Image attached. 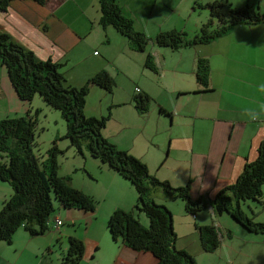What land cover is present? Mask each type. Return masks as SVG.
<instances>
[{"label": "crops", "instance_id": "obj_1", "mask_svg": "<svg viewBox=\"0 0 264 264\" xmlns=\"http://www.w3.org/2000/svg\"><path fill=\"white\" fill-rule=\"evenodd\" d=\"M168 2L117 0L122 14L130 18L135 30L147 38L153 39L158 33L170 30L184 32L188 37L185 26L190 16L179 18L184 23L177 27V18L172 16ZM99 18L97 0H43L42 4L36 0H17L10 3L5 13H0V32L31 51L37 61L51 60L61 64L60 70L80 58L82 44H79V38L88 39L87 46L93 50L103 47L102 56H92V68L80 75L90 79L104 70L114 79L115 87L108 93L91 86L86 99L93 93L99 107L93 108L92 113L89 108L84 111L85 115L102 117L110 108L111 117L102 130L110 143L143 162L156 179L167 181L173 187L189 183L191 198H201L209 205L206 211L192 217L185 213L180 200L181 206L157 189L152 191L153 201L172 213L176 248L190 253L196 264H264L263 246L261 252H226L233 250L232 239L237 232L224 220L223 216L229 217L227 214L215 217L211 208L216 194L236 181L245 162L255 160L257 148L264 140V109L260 107L264 105V91L260 88L264 85V23L237 25L209 44L171 50L157 47L150 41L144 52H135L112 27H101ZM147 54L153 57L156 73L144 66ZM197 58L208 61L207 87L195 80ZM117 78H121L120 92H117ZM69 84L72 87L84 85L78 78ZM137 89L151 97L145 114H139L132 102ZM0 99L8 104V114H26L32 103L19 100L2 66ZM160 108L169 116L159 113ZM252 112L256 113L255 118ZM147 120L151 128L145 135L150 139L134 133L137 129L144 131L149 125L145 124ZM84 152L81 154L83 160ZM92 161L98 163L99 172L103 174L104 199L109 194L114 195V203L105 208L101 223L94 225L96 219L92 213L59 207L43 235L31 237L19 229L13 235L12 245L0 241V264H18L26 253L22 247L26 242L32 247L27 253L34 259L29 264H62L69 237L83 242L81 260L87 264H93L100 253L95 252L102 249L103 255L98 257L96 264H156L151 253L136 252L120 240H111L104 226L106 220L116 209L131 210L137 194L129 181L97 160ZM73 184L71 179V185L81 190ZM11 195L10 186L0 182V210ZM56 219L62 222L58 228L55 227ZM77 221L85 223L83 234L64 229L65 223L68 228H74ZM195 224L214 225L219 230L220 246L215 252L201 250ZM228 231L231 237H227ZM96 232L101 234L97 242L90 236ZM245 232L244 237L249 238L251 233ZM37 238L42 240L37 241ZM53 240L59 243L61 253L48 248L46 257L41 250L50 247ZM39 254L42 257L37 260Z\"/></svg>", "mask_w": 264, "mask_h": 264}, {"label": "trees", "instance_id": "obj_2", "mask_svg": "<svg viewBox=\"0 0 264 264\" xmlns=\"http://www.w3.org/2000/svg\"><path fill=\"white\" fill-rule=\"evenodd\" d=\"M13 1L17 0H0V13H5ZM36 1L43 3V0ZM97 3L100 26L112 27L135 52H144L150 41L157 47L171 50L209 44L237 25L264 23V14L259 13V7L252 4L234 7L228 2L213 1L204 6L210 19L201 25L196 36L188 38L184 32L170 30L149 39L135 30L133 21L122 14L117 0H97ZM213 19L217 20V25ZM0 66L5 68L19 100L30 103L38 96L46 106L60 113L66 129L62 139L69 141V148L79 155L85 151L134 187L137 200L133 208L129 211L116 209L107 220L111 240H120L136 252L151 253L156 264H196L192 255L175 247L177 238L172 214L164 205L156 204L151 193L158 188L169 200H180L185 213L192 217L209 208L207 201L192 199L189 183L173 187L167 181L156 179L143 162L110 143L102 134L111 117L110 108L107 115L100 118L84 114L90 87L111 93L115 87L114 79L102 70L81 87L68 86L60 73L61 64L51 60L37 61L31 51L1 32ZM144 66L157 72L150 54H147ZM209 72L208 61L197 58L195 80L199 85L207 87ZM134 92V108L139 114L147 113L151 97L139 89ZM159 113L169 116L162 108ZM38 114L37 110L34 114L28 110L25 116L0 120V182L7 183L12 189V195L3 202L0 210V241L7 244L12 243V237L19 229L31 237L43 235L56 207L91 214L96 206L89 195L72 187L69 177L57 175V158L63 152L55 141L45 153L39 152L35 141ZM248 201L264 204V140L257 148L255 160L245 162L236 181L216 194L211 208L215 217L227 214L245 231L264 234V221L255 222L254 217L249 218L241 210V205ZM139 214L147 218L148 227L140 223ZM195 228L201 250L215 252L220 246L219 230L214 225L195 224ZM227 237H231L229 231ZM83 252V242L69 237L62 264H79Z\"/></svg>", "mask_w": 264, "mask_h": 264}, {"label": "rangeland", "instance_id": "obj_3", "mask_svg": "<svg viewBox=\"0 0 264 264\" xmlns=\"http://www.w3.org/2000/svg\"><path fill=\"white\" fill-rule=\"evenodd\" d=\"M168 1H169L168 2L169 8L173 12L172 16H176L177 18V25H178L177 27H181L182 23H184V20L183 19L178 20L179 18H181L183 15L184 17H187V15L190 16L189 21L187 20L188 21L187 26H185L186 31L188 33V37L196 36L199 33L200 26L202 24H205L210 19L209 11L208 9H205L204 6L205 4L211 3L213 1L228 2L234 7H242L246 4H252L255 7L259 6V13L264 14V0H196L197 5L195 4V0H168ZM55 18L59 20L57 17ZM77 21L79 24H81L79 19H77ZM212 21L214 24H217L216 19H213ZM72 24L75 26L77 25L74 22H72ZM86 29L87 28H85V30ZM79 39H81V42L79 44H82L80 58L74 62L68 63L66 68H63L62 70H60V73L63 75V78L65 79V84L68 86H70L69 84L70 82L74 83L76 78H78V80L80 79L81 83L84 84L86 80L89 78L86 79L80 74L92 68V64H91V61L93 60L92 56L93 57L102 56L101 48L103 47H99V48H96V50H93L92 48H89L87 46L88 39H84V38H79ZM111 47L113 48V45ZM113 52L115 53V51ZM120 80L121 78L116 79L117 84L119 85V87L117 88V92H120V90L122 89ZM141 81H143L142 78H141ZM31 102L32 103L29 105L28 110L31 111V114H34L36 110L39 113L37 116L36 134H35V141L37 143V147L40 150L39 152L41 154L45 153V151L48 150L55 141L58 149L63 152V155H59L57 158V164H58L57 175L59 177H69L70 179H73V183H74L73 185L76 187H80L81 189L80 191H83V192L85 191L84 193L86 195H89L96 202L95 210L92 213L93 219L94 220L96 219L94 225L101 223V219H103V212L105 211V208L109 206L111 202L114 203L112 200L114 199L113 197L114 195L109 194L107 199H104L103 197V174L99 172V167L97 165L98 163H93L95 161H92V160H97V159L90 157L89 155L86 154V152H84L85 160H83L81 155L76 154L72 148L71 149L68 148L69 142L67 140L62 139L65 135V122L61 118L60 113L58 111L46 106L45 103H43L42 100L38 96H35L33 98V101ZM85 106L86 107L84 108V111H88L89 108H90L91 113L92 111H95V109L93 108L99 107V102H98L96 95L91 93L88 99H86ZM7 112H8V104L6 103L5 100L0 99V120L5 119V118L22 117V115L25 116V114H22V113L8 114ZM95 118H100L99 114H98V117H95ZM149 123L150 122L147 120L145 124L148 125ZM150 126L151 124H149L144 131L137 129L134 131V133L139 134L140 135L139 137H142L144 139H150L151 138L150 136L145 135L148 131H150V128H151ZM97 161L99 162V160ZM157 190H158L157 192H162L158 188ZM176 202H178V204H180L181 206L182 203L179 200H177ZM54 204L56 206V203ZM241 210L249 218L254 217L255 222L264 221V207H262L261 204L248 201L241 205ZM56 212H57V207H56L55 213L52 215L50 219V222L53 221V218L55 217ZM139 218L141 219L140 223H142L144 227H148L149 222L147 218L143 214H139ZM223 218L224 220L228 222V224L230 225L232 224L231 226H233L234 230L237 232L236 235H234V238L232 239L233 250L226 251V252H252V251L261 252L262 251L261 247L262 246L264 247V241H263L264 234L262 236H259V235L257 236L254 233H251V234H248L249 238H246L243 235L245 231H242L239 225L233 224L232 223L233 221L230 220L229 217L223 216ZM107 220L105 222V225L102 223V226L104 225L105 229L107 225ZM229 220L231 223L229 222ZM77 223L78 224L74 228H68V224L66 223L64 224L63 227L65 230H70L71 232H78L80 234H83L84 229H85V226H84L85 223L83 224L82 221H77ZM90 236L94 241L97 242L99 241L98 239L101 236V234L96 232V233L90 234ZM81 237H83V235H81ZM36 240L40 241L42 239L37 238ZM12 241H13V237H12ZM184 243L186 244L187 241ZM8 245H12V243ZM24 245L22 246L23 252H26V253L23 256V259L19 260L18 264H22V263L29 264L33 262L34 260L33 257L27 253V252H31L32 247L27 246V242L24 243ZM44 248H42L41 250V252H43V255L46 254L48 248L50 250L54 249V251L59 254L61 253V249L59 248V243L56 242L55 240H53V242H50V247H46L45 249ZM222 252H225V251H222ZM95 253L97 255L99 253V255L97 256L96 261L92 260L94 262L93 264H96V262L98 261V257L101 256V254L103 255V249ZM41 257H42V254H39L36 259L39 260ZM46 257H48L47 254H46ZM79 264H87V263H85V260L84 261L81 260Z\"/></svg>", "mask_w": 264, "mask_h": 264}, {"label": "clouds", "instance_id": "obj_4", "mask_svg": "<svg viewBox=\"0 0 264 264\" xmlns=\"http://www.w3.org/2000/svg\"><path fill=\"white\" fill-rule=\"evenodd\" d=\"M260 88H261V91H264V85H261ZM260 107L262 109H264V105H261ZM251 115L253 116V118H255L256 113L255 112H252Z\"/></svg>", "mask_w": 264, "mask_h": 264}, {"label": "built area", "instance_id": "obj_5", "mask_svg": "<svg viewBox=\"0 0 264 264\" xmlns=\"http://www.w3.org/2000/svg\"><path fill=\"white\" fill-rule=\"evenodd\" d=\"M62 225V222L59 219L55 220V227L58 228Z\"/></svg>", "mask_w": 264, "mask_h": 264}]
</instances>
